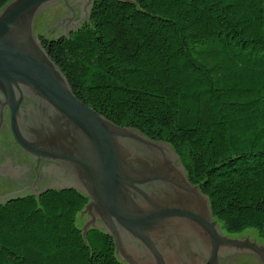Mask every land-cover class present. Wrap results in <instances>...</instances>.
<instances>
[{
    "label": "trees",
    "instance_id": "trees-1",
    "mask_svg": "<svg viewBox=\"0 0 264 264\" xmlns=\"http://www.w3.org/2000/svg\"><path fill=\"white\" fill-rule=\"evenodd\" d=\"M40 41L79 100L174 149L224 230L264 239V0H92ZM87 201L52 188L0 203V264H127L103 229L83 234Z\"/></svg>",
    "mask_w": 264,
    "mask_h": 264
},
{
    "label": "water",
    "instance_id": "water-1",
    "mask_svg": "<svg viewBox=\"0 0 264 264\" xmlns=\"http://www.w3.org/2000/svg\"><path fill=\"white\" fill-rule=\"evenodd\" d=\"M72 1L10 0L0 9V90L10 102L15 141L32 154L75 166L77 184L61 188L75 189L88 198L80 212L86 215L83 234L90 228L102 229L100 219L117 257L127 264H167L152 234L172 218L185 220L186 233L210 246L209 264L223 250H256L248 240L223 235L216 219L210 223L208 197L190 182L170 145L111 123L73 94L38 34H56L72 16L78 18V25L88 19L92 0ZM61 15L64 18H58ZM14 87L28 88L42 109L52 113L51 148L33 144L21 134L17 124L21 96L15 98ZM121 230L145 246L149 260L125 248Z\"/></svg>",
    "mask_w": 264,
    "mask_h": 264
},
{
    "label": "flooded vegetation",
    "instance_id": "flooded-vegetation-1",
    "mask_svg": "<svg viewBox=\"0 0 264 264\" xmlns=\"http://www.w3.org/2000/svg\"><path fill=\"white\" fill-rule=\"evenodd\" d=\"M72 17L66 18L62 30H55V36L46 38L52 39L67 35L85 21L84 19L80 20L78 25V18ZM58 18H64V15ZM43 37L45 36L39 34L40 40ZM13 91L16 99L21 96L17 114V124L21 134L33 144L51 148V145L54 144L52 140L55 138V135L51 134L55 131L50 127L49 113L51 112L42 109V105L28 88L21 87L19 91L14 87ZM43 123L45 126L42 127L44 128L42 130ZM74 184H77L75 166H71L70 162L32 154L15 141L11 128L10 102L6 103V97L0 90V203L17 196L37 195L48 188L73 187ZM148 186L143 185V188L147 189ZM184 221L182 218H172L160 224L159 231L152 234L158 249L167 264H209L210 246L206 243H199L201 240L197 241L186 233V221ZM213 221L214 218L210 219V223ZM97 222L104 230L102 221L98 219ZM217 226L223 235L248 240L254 244L256 250H223L217 254V259L212 264H264V239L263 241L259 240L257 236H252V233L245 234V231L229 233L222 228L219 222ZM217 226L215 225L216 228ZM120 233L126 249L133 252L135 256L139 255L141 258L149 260V251L140 241L127 232L121 230Z\"/></svg>",
    "mask_w": 264,
    "mask_h": 264
},
{
    "label": "rangeland",
    "instance_id": "rangeland-1",
    "mask_svg": "<svg viewBox=\"0 0 264 264\" xmlns=\"http://www.w3.org/2000/svg\"><path fill=\"white\" fill-rule=\"evenodd\" d=\"M38 34H40V33H38ZM85 220H86V215H83V216L79 215L78 216V224L81 225L82 227L84 226ZM248 233H252V236L255 235L258 237L256 231H254V230L250 229V230L245 231V234H248ZM258 238H259V240L263 241V239H261L260 237H258Z\"/></svg>",
    "mask_w": 264,
    "mask_h": 264
}]
</instances>
